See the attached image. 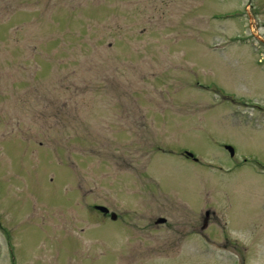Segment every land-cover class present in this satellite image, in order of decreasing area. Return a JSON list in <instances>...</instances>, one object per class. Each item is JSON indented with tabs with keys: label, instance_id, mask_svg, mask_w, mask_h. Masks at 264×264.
Instances as JSON below:
<instances>
[{
	"label": "rangeland",
	"instance_id": "obj_1",
	"mask_svg": "<svg viewBox=\"0 0 264 264\" xmlns=\"http://www.w3.org/2000/svg\"><path fill=\"white\" fill-rule=\"evenodd\" d=\"M0 264H264V0H0Z\"/></svg>",
	"mask_w": 264,
	"mask_h": 264
},
{
	"label": "water",
	"instance_id": "obj_2",
	"mask_svg": "<svg viewBox=\"0 0 264 264\" xmlns=\"http://www.w3.org/2000/svg\"><path fill=\"white\" fill-rule=\"evenodd\" d=\"M227 149H228L230 155H232V150H231V148L228 147ZM96 209H97L98 211L104 213V214H105V213H108V210H107L106 208H104V207H96ZM110 218H111L112 220H114V219L116 218L115 214H114V213H111V214H110ZM162 222H164V220H163V219H160V220H159V223H162Z\"/></svg>",
	"mask_w": 264,
	"mask_h": 264
},
{
	"label": "flooded vegetation",
	"instance_id": "obj_3",
	"mask_svg": "<svg viewBox=\"0 0 264 264\" xmlns=\"http://www.w3.org/2000/svg\"><path fill=\"white\" fill-rule=\"evenodd\" d=\"M259 63H262V61L261 62H259ZM182 156L184 157V158H186V159H189V160H193L194 158H192V157H189L187 154H186V151H183L182 152ZM208 214L206 213L205 214V217L207 218L208 216H207Z\"/></svg>",
	"mask_w": 264,
	"mask_h": 264
}]
</instances>
